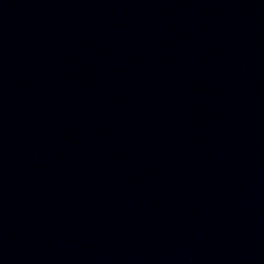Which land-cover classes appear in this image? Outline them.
Instances as JSON below:
<instances>
[{"label": "water", "instance_id": "1", "mask_svg": "<svg viewBox=\"0 0 264 264\" xmlns=\"http://www.w3.org/2000/svg\"><path fill=\"white\" fill-rule=\"evenodd\" d=\"M0 264H264V0H0Z\"/></svg>", "mask_w": 264, "mask_h": 264}]
</instances>
